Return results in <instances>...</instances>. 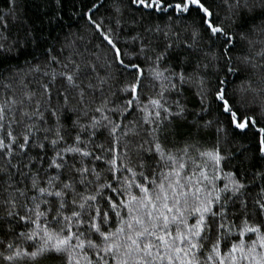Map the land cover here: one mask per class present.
<instances>
[{"label":"snow or ice","instance_id":"1","mask_svg":"<svg viewBox=\"0 0 264 264\" xmlns=\"http://www.w3.org/2000/svg\"><path fill=\"white\" fill-rule=\"evenodd\" d=\"M28 3L0 0V264H264V0Z\"/></svg>","mask_w":264,"mask_h":264},{"label":"trees","instance_id":"2","mask_svg":"<svg viewBox=\"0 0 264 264\" xmlns=\"http://www.w3.org/2000/svg\"><path fill=\"white\" fill-rule=\"evenodd\" d=\"M28 8H29V10H30V12H31V10L33 9V4H32V0H29V3H28ZM21 59H23V57H21Z\"/></svg>","mask_w":264,"mask_h":264}]
</instances>
